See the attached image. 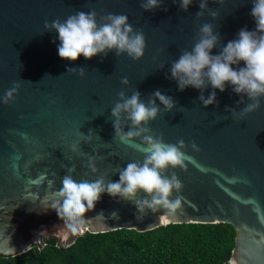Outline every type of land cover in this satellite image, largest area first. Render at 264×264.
<instances>
[{
  "label": "water",
  "instance_id": "obj_1",
  "mask_svg": "<svg viewBox=\"0 0 264 264\" xmlns=\"http://www.w3.org/2000/svg\"><path fill=\"white\" fill-rule=\"evenodd\" d=\"M208 7L218 11L217 18L205 12L197 20L199 0H193L187 11L180 8L179 0H164L153 11L142 9L140 0H0V96L13 81L22 80L15 99L0 103V255L22 254L33 245L40 246L39 239L54 237L58 246H67L78 237L62 244L53 233L64 222L48 207L57 198L53 193L62 187L65 166L76 165L72 175L78 182L95 181L100 175L116 182L120 168L143 161L142 153L114 138L110 112L121 90L128 96L138 90L145 102L159 90L177 105L171 112L160 105V114L148 125L152 134H162L166 143L194 140L201 149L198 153L186 149L193 157L186 161L187 171L176 168L168 172L175 171L184 184L183 191L172 197L184 198L182 210L175 219L169 218V224H230L235 238L227 264L230 260L264 264V97L258 110L238 121L225 110L239 111L245 106L236 104L240 96L230 85L223 92L215 89L218 104L204 107L198 89L179 91L170 78L171 62L182 50L192 48L199 25L212 23L222 45L236 39L240 29L256 27L250 14L252 0H209ZM93 9L98 20L107 13L126 14L134 30L144 33V56L134 61L126 53L116 56L113 51L103 59L102 54L91 59L83 55L75 61L62 59L58 32L46 31L44 21H64L77 11ZM219 51L218 46L212 54ZM78 67L85 68L83 77L67 72ZM123 77L128 78V85L122 84ZM212 91L209 85L204 95ZM249 102L245 97V103ZM77 129L85 135L94 130L91 144L82 142L80 148L84 153L99 154L97 173L87 168L86 156L70 151ZM42 172L47 176L39 185L26 183ZM144 196L141 192L137 198ZM100 213L104 219L97 222L94 233L117 229L145 232L164 226L159 220L163 210H148L138 219L132 201L107 193L94 210L85 213V219Z\"/></svg>",
  "mask_w": 264,
  "mask_h": 264
},
{
  "label": "clouds",
  "instance_id": "obj_2",
  "mask_svg": "<svg viewBox=\"0 0 264 264\" xmlns=\"http://www.w3.org/2000/svg\"><path fill=\"white\" fill-rule=\"evenodd\" d=\"M163 2L164 0H140V7L145 11H153L160 8ZM176 2L177 0H173V3ZM214 2L223 3L224 0ZM192 3L193 0H179L180 8L184 11ZM208 3L209 0H199L200 11L195 14L197 20L204 17L205 12L213 19L218 17V11L209 8ZM252 3L250 14L255 20L254 30L242 28L236 39L222 45L220 33L214 30L212 23L205 22L199 25L192 48L182 50L179 58L170 64V78L177 82L178 90L183 91L187 87L198 89V99L204 107L218 104L215 89L223 92L230 85L232 91L240 96L236 104L245 105L239 111L231 107L225 109L238 121L258 110L261 107V98L264 97V0H252ZM97 17L95 9L88 12L77 11L64 21L59 18L51 22L45 20L43 27L46 31L58 32V54L62 59L75 61L81 55L85 59H91L100 54L103 59L113 51L116 56L126 53L134 61L144 56V33L142 30H134L126 14L107 13L100 15L99 20ZM218 46V54H212V50ZM241 63L243 66H240ZM163 67L161 65L160 69ZM67 72L78 73L83 77L85 68H68ZM21 81L12 82V87L0 96V103L6 105L15 99L22 86ZM121 82L124 85L129 84L127 77H123ZM209 85L213 91L205 96L204 91ZM117 95L119 99L110 112L114 118V138L142 153L143 161L129 162L126 167L120 168L119 180L116 182L105 175H100L95 181L78 182L72 175L76 171V165L65 166L67 174L62 178V187L53 193L57 198L48 205L64 222L63 227L53 233L62 244L72 237L96 231L97 222L104 219L103 213L93 219H85V213L94 210L104 193L113 198L132 201L140 214L138 219H142L148 210L152 213L163 210L159 217L163 225L169 224V218L175 219L182 210L181 202L184 198L181 195H176L175 199L172 197L174 193L183 191L184 184L175 171H171L170 175L168 172L176 168L187 171L186 161H191L193 157L187 154L186 149L190 147L197 153L201 149L194 140L186 143L183 138L175 143H166L162 134L153 135V130L148 126L160 114V105H163L165 112H171L177 102L159 90H155L147 102L141 100L138 90H134L130 96L124 90ZM245 97L251 102L245 103ZM157 100L160 104H157ZM93 134V129H89L87 135L77 129V139L70 144V151L86 156L87 168L90 172L97 173L100 171L96 163L99 154L84 153L80 148L82 142L91 144ZM63 139L67 143V137ZM27 167L26 164V170ZM16 175L19 176V173ZM46 176L47 173L42 172L35 179L29 177L26 183L39 185ZM141 192L145 194L144 198H137ZM112 215L115 217L116 213ZM46 234L41 233L42 236ZM36 243L47 247L40 239ZM229 264H234V261L230 260Z\"/></svg>",
  "mask_w": 264,
  "mask_h": 264
},
{
  "label": "trees",
  "instance_id": "obj_3",
  "mask_svg": "<svg viewBox=\"0 0 264 264\" xmlns=\"http://www.w3.org/2000/svg\"><path fill=\"white\" fill-rule=\"evenodd\" d=\"M235 230L227 223H181L149 231L117 229L87 232L70 245L43 239L16 256L0 255V264H227Z\"/></svg>",
  "mask_w": 264,
  "mask_h": 264
}]
</instances>
